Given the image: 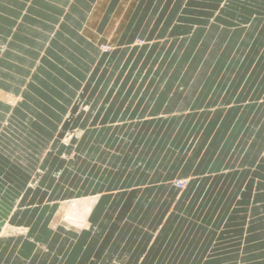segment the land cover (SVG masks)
Segmentation results:
<instances>
[{
  "label": "crops",
  "instance_id": "crops-1",
  "mask_svg": "<svg viewBox=\"0 0 264 264\" xmlns=\"http://www.w3.org/2000/svg\"><path fill=\"white\" fill-rule=\"evenodd\" d=\"M110 134L127 167L56 223ZM0 264H264V0H0Z\"/></svg>",
  "mask_w": 264,
  "mask_h": 264
},
{
  "label": "rangeland",
  "instance_id": "rangeland-1",
  "mask_svg": "<svg viewBox=\"0 0 264 264\" xmlns=\"http://www.w3.org/2000/svg\"><path fill=\"white\" fill-rule=\"evenodd\" d=\"M139 44L142 43V41H139L138 42ZM110 47L108 45H102L100 46V50L102 52H110ZM187 56V55H186ZM188 61L191 62V59H192V54H188ZM186 58V57H185ZM182 61L183 60H178V63L176 65L175 68L172 69V71H167V74L164 73L162 74V70L161 69H157V71H155V73H157L156 75L158 76H169L171 77L172 79L178 77L180 78L181 76H183V73H184V76L186 77V80L184 82H186L187 80L189 81V84L188 85H185V87H188L190 88L189 89V92H188V97L187 99L189 100V108H188V112L189 113H198V111L201 108V105H200V102H198L196 100V92L193 91V87L194 85H190L191 84V81L193 78H195L198 74H197V69L193 68V67H190V69H181L180 66L182 64ZM155 65H153L154 67ZM192 66V64H191ZM161 70V71H160ZM209 71L211 70H201L199 75L203 76V77H207ZM205 73V74H203ZM174 87H176L174 85ZM12 101H9V103H11ZM180 103H181V100H180ZM241 109V108H240ZM241 114V113H240ZM239 115V114H238ZM239 117V116H238ZM225 119V116L223 118H221L220 120V123ZM188 123L190 125H193L195 124L193 121L195 120V117L193 116H189L188 117ZM186 120V121H187ZM240 120V121H239ZM244 116L242 115L241 118H237V132H238V141L240 139V135H241V132L244 131L246 128H245V124H244ZM185 121V122H186ZM184 122V123H185ZM180 123V122H178ZM228 123H223V125L221 126L222 128L226 127ZM99 135V136H97ZM116 135H119V134H110V136H112L110 138V143H114V146L113 148H109L108 146H106V149L107 150H103V154L100 156V158L98 157V155L100 154V149H90L88 155H87V162L89 164L87 165H83V167H81V169L79 170L78 172V176H77V179L79 180V183L77 184V187L75 188L74 192H73V196L67 198V199H64V200H61L60 201V204H64L65 202H74V201H82L81 199H84V198H88V197H91V196H94V195H97V192L104 190L106 188H108V186L111 187H114L112 185L109 184V182L112 180V178H114V175L116 174L117 170H124V168H126L127 166H124L122 164V158L119 157V152L120 151V143H118V137H116ZM148 135V134H147ZM164 136V134H158V138L160 136ZM82 136V133H74V132H67V133H62L61 135V141L63 143H67L69 142L71 139H74L75 137H78L80 138ZM93 136L91 138V141L95 140L96 142L94 143L95 146L97 145H101L100 143V137L101 135L100 134H92L89 136V138ZM192 137V136H191ZM189 137V138H191ZM90 140V139H89ZM190 140V139H189ZM111 151V152H110ZM92 153L94 154L95 153V156L92 157ZM211 153H209L208 156H210ZM69 156V155H68ZM104 156V157H103ZM175 156H176V153L174 152L173 155L170 157V155H166V156H161V159L158 158V161L156 164V167L158 169L160 168H164L165 165L167 164L168 161L170 160H174L175 159ZM220 160H221V163H222V168L224 167L223 164H226L228 163V160H229V154L226 152V155L223 156V154L221 155L220 157ZM171 162V161H170ZM166 163V164H165ZM141 166V170H142V165ZM144 167V165H143ZM155 167V165L153 166ZM148 167H144V169H148ZM84 169H85V172H84ZM128 171V170H126ZM149 171V169L146 171V173ZM84 172V173H83ZM87 178L86 180L84 178ZM178 182H181L179 184H177ZM187 183L188 181L186 179H174L170 182V185L176 189V190H179V191H182L186 188L187 186ZM77 193V194H76ZM68 202V203H69ZM69 205V204H68ZM69 207V206H68ZM64 214V213H62ZM21 230H8L5 232V234H10L11 232L13 233H20ZM228 229H223L222 232L225 233L227 232Z\"/></svg>",
  "mask_w": 264,
  "mask_h": 264
},
{
  "label": "bare ground",
  "instance_id": "bare-ground-1",
  "mask_svg": "<svg viewBox=\"0 0 264 264\" xmlns=\"http://www.w3.org/2000/svg\"><path fill=\"white\" fill-rule=\"evenodd\" d=\"M11 1V0H10ZM4 4V3H3ZM18 4V2H17ZM14 7V6H13ZM16 7V6H15ZM7 10V9H6ZM12 97V96H11ZM10 98V97H9ZM12 99V98H11ZM9 100V99H8ZM7 100V101H8ZM17 100V99H15ZM12 101V100H11ZM14 103V102H11ZM16 103V102H15ZM87 199V198H86ZM89 199V198H88ZM97 198H91L89 200H83L82 201H74L71 200L69 203L65 202V204L62 205L61 213H64V217H61V220H56V223L58 222H65L66 225L69 228H74L75 230H78L82 228L85 225L86 222V216H88L91 207L95 203V200ZM69 204V205H68ZM69 206V207H68ZM59 212V211H58ZM61 215V214H60ZM56 225V224H55ZM54 226V225H53ZM52 227V226H51ZM56 227V226H55ZM54 227V228H55ZM66 228V227H65ZM68 229V228H67ZM9 230V229H8ZM4 232V231H3Z\"/></svg>",
  "mask_w": 264,
  "mask_h": 264
},
{
  "label": "built area",
  "instance_id": "built-area-1",
  "mask_svg": "<svg viewBox=\"0 0 264 264\" xmlns=\"http://www.w3.org/2000/svg\"><path fill=\"white\" fill-rule=\"evenodd\" d=\"M179 183H181V182H178L177 184H179Z\"/></svg>",
  "mask_w": 264,
  "mask_h": 264
}]
</instances>
